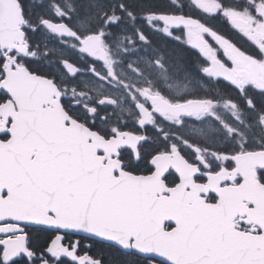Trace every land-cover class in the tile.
<instances>
[{
	"label": "snow or ice",
	"instance_id": "snow-or-ice-1",
	"mask_svg": "<svg viewBox=\"0 0 264 264\" xmlns=\"http://www.w3.org/2000/svg\"><path fill=\"white\" fill-rule=\"evenodd\" d=\"M120 8L124 11L123 4ZM126 14L141 43L152 41L135 26L137 20L172 39L177 47L168 53L167 66L183 68L185 45L172 31L181 24L168 20L176 14ZM221 14L229 16L227 10ZM120 19L112 16L109 22ZM229 23L243 35L234 20ZM244 38L254 50L245 54L264 58V47ZM137 58L150 66L165 62L163 54L154 61ZM36 59L27 44L0 55V264H264V180L259 189L244 190L246 173L238 160L243 152L191 145L172 130L184 125L180 114L154 103L146 116L137 104L131 123H111L107 112L64 98L54 78L29 70ZM21 73L30 79L17 80ZM45 85L54 89L51 94ZM255 91L264 106V90ZM57 104L61 110L67 105L71 114L65 111L61 118ZM245 104L257 108L251 97ZM229 105L237 107L232 100ZM258 119L264 126V111ZM194 131L204 134L203 128Z\"/></svg>",
	"mask_w": 264,
	"mask_h": 264
},
{
	"label": "flooded vegetation",
	"instance_id": "flooded-vegetation-1",
	"mask_svg": "<svg viewBox=\"0 0 264 264\" xmlns=\"http://www.w3.org/2000/svg\"><path fill=\"white\" fill-rule=\"evenodd\" d=\"M17 1L21 5L22 14H23V17L25 18V21L19 27L18 31H16L15 28L8 30V31L4 30L2 28L3 25L0 21V55H2L5 51H8L9 49H12L13 52H18V49H23L25 44H27L28 50L35 51L38 57V59H36L35 62L32 63L33 65L42 67V64L39 63L40 61L48 60V61L55 63V61L62 59V58H59V53H61L63 50L65 51L69 50V48L66 47V44L69 43V41H65L62 37L53 33L52 31L47 29L43 24L40 23L41 20H50L52 22L59 23L60 21H59V18H57V15L53 16L51 14L48 16L44 12L43 9H45V7L43 6H42V11L37 12L33 8V6L31 7V0H17ZM150 1L151 3H155V6H152L153 9L159 7L160 4L158 0H150ZM0 4H1V0H0ZM72 9H73V15H72L73 22L70 27L72 28L74 33L75 31L78 32L81 35V36L79 35L81 39H84L85 36H82L84 33L79 31L75 27V0H74ZM210 9H211L210 7H207L205 4L200 3L198 1L196 3L195 12L199 13L200 15L202 13L211 14ZM53 14H56V13L53 12ZM198 17L199 16H196L194 18L198 20L199 23H201V18H198ZM0 19H1V16H0ZM154 23H156V21H154ZM12 25L15 26V24H12ZM33 25L36 26L35 32L32 31ZM198 33H195V34L197 35ZM206 34H207L206 39H210L209 38L210 36L212 38L214 37L211 32L209 34L208 33ZM81 39L75 40V37H73V39L70 41V43L73 45L72 46L73 48H71L72 72L75 70V66L77 67V69H79V71L76 72L75 76L72 75L70 78L68 76L65 77V75L62 74L63 79H61V73L57 72L54 67H52V71L50 72H45V71L42 72L36 69L34 70L41 76L54 78L57 86L59 87L60 91L63 93V97L66 99H72L74 101H78V99L75 97V94L85 93L88 97L85 100H82V103L78 101L80 105L83 106L87 104L89 106L96 107L99 111L107 112L109 114V122L111 123H119L121 121H127L131 123L133 120L136 119V114L138 110L136 107L137 104L141 105V108L139 109V111L144 112L146 116L147 113L145 112V109L148 107H151L153 103L155 104V101L150 94L145 93L144 95H142L141 98L138 97L135 101H131V99L127 95H125L124 92L122 91L119 92L114 97L106 96V94H109L108 88L110 89L112 87L110 81L112 80L118 81V78L115 74L109 73L106 70L105 66L107 65V63L103 64L99 61L91 60L84 53L82 44L80 41ZM34 45H37V46L33 47ZM75 47H76V50H75ZM45 52H47L48 54L45 55ZM11 54L12 53L10 52L9 55ZM19 54H22V53H19ZM242 55L249 58L251 61H254V62H259L260 60H264V58L253 59L251 55H246V54H242ZM243 56L231 55V54L223 56L222 54H216V58H215V60L221 61L224 65L228 66L229 68H231L237 73L238 82L240 85L242 84V77H246L247 80L251 79V77L248 75V72H249L248 69H246L243 65H239L238 63L239 59H244ZM81 63H84V65L81 66ZM32 64L27 65L29 67V70H32ZM112 71H115V70L112 69ZM262 74L264 75L263 72ZM23 76L24 74L21 73L19 74V76H17V78L20 77L19 80H23ZM99 82L103 83L102 85L109 86V87L107 88L104 87L103 88L104 92L95 94V86ZM248 82L250 83V85L252 86L254 90L251 92H248L247 95H244L242 97V99H241V93L238 90L239 87L231 88L232 86L229 87V85H227L224 82H223L224 85H221V84L206 85L207 91H212L214 94H211L210 96H208L209 98L203 97V99L209 101L210 104H208L205 110V113L201 115L205 117L204 121L200 123L197 122L196 124L200 126H202L203 124H207V125H211L214 127L213 124H215L218 115L215 112L208 113L207 111L209 107H211L212 109L215 108V107H212L213 101H215V106L223 105L221 102L217 100L216 91H218L220 88L222 89V86L226 87V89L228 90L227 92L233 93L235 95V97L233 96V99L236 98L238 100V102H235V103L237 105L236 108L242 117L243 126L249 127L251 125L252 128L254 129L252 136H256V141H259V142L262 141L260 145L256 146L255 148L247 144L246 146H244V149L242 152L243 153L263 152L264 154V150H262L264 149V126H263V133L260 134L258 132V128L261 126V122L257 120L258 114L261 111H264V106L260 104L261 96L258 94L257 91H255L257 89L264 90V86L262 85L264 84V76L260 77L259 81H254V82L248 81ZM246 96L251 97L252 101L257 104V108L250 109L246 106L245 102L244 103L242 102V100ZM122 97H125L127 99L128 104L130 105V106L126 105L127 108L125 111H123V106L125 105L122 104L119 100ZM109 98H112L114 101H112ZM100 101H103V104H101ZM155 106L157 109H159L157 104H155ZM64 110L67 111L69 114H71V109L67 108V105L64 106ZM5 111L6 112L11 111V106H8L5 109ZM182 120L184 121V125L182 126V128L181 129L172 128V130L181 133L183 138L189 141L191 145H193L192 143L193 140H191V137L189 133L187 132V130L191 127V122L195 121V119L184 118ZM230 121H231V124L230 123L228 124L232 126L234 129H236V131L240 134L243 131V128H242L243 126L237 125L234 121L232 122L231 119ZM258 122L260 123L259 127L255 129L256 124ZM165 127L167 128L169 126L165 125ZM129 129L134 130V126L130 124ZM233 139L239 140L238 135L234 136ZM208 140H209L208 143H204L205 140H203L202 144L197 143L196 145L194 144V146H198L202 149L207 147V148H212L218 151L223 150L221 148L212 146L211 144V142L219 141L221 145L223 143H227V144L229 143V144H232L235 149L237 148L233 143L229 142V140H227L223 135H219V139L217 138V140L211 137H209ZM177 143H179V141H177ZM204 155L208 156L209 154L204 153ZM240 163H243V161H241ZM260 163H261L260 166L256 168V174H257V178L259 182L261 180H264V176L258 175V173L261 170H264V158L262 162ZM241 168L244 170L243 166H241Z\"/></svg>",
	"mask_w": 264,
	"mask_h": 264
},
{
	"label": "rangeland",
	"instance_id": "rangeland-1",
	"mask_svg": "<svg viewBox=\"0 0 264 264\" xmlns=\"http://www.w3.org/2000/svg\"><path fill=\"white\" fill-rule=\"evenodd\" d=\"M43 0H41L42 3ZM204 3L207 7H210L211 9L215 8L216 11H218L220 8H217V2L213 0H197V2ZM33 5H36V1H32ZM57 6V5H56ZM32 7V6H31ZM58 8V9H57ZM55 9L56 14L58 18H62L63 16H66L67 12L70 10V5L66 4V0H62V5L59 4ZM250 10H253V13L251 14H233L229 13V16L227 17L229 20H234L236 22V25H238V30L246 37H248L251 41L255 42L256 44L264 47V15H257V12L264 13V4L263 3H253L251 7H249ZM99 20L102 19V17L98 18ZM77 26L83 29V31L90 30L94 28V25L90 21H80L77 23ZM200 30L205 33H210V31L203 26H199ZM80 28V29H81ZM187 33V35H185ZM195 29H187L184 32V36L186 38V42H190L193 44V38H194ZM126 37V36H125ZM136 38V35L130 36L131 41ZM210 40H207L204 44V51H203V57L208 61V63L211 65V62L216 58V54L220 52L223 56L231 54V55H242L239 51L236 50V48L229 43L228 40L223 39L222 37L214 36L213 38L210 36ZM127 42H122L121 46L116 49V58L113 52L109 55V63L105 66L106 70L109 73H115L118 77V81H110L112 87L109 90V94H106L107 97H114L119 92H124L125 95H127L131 101H135L138 97L141 98L142 95L145 93H149L151 95H155L159 92V89L157 88V84L155 81L150 80L142 70L149 69L155 67V65H149L148 63H145L143 60L138 59L137 52L132 51V47H129L131 45H134L135 43H130L128 39H125ZM135 42V41H134ZM73 45L69 42L66 44V47L69 48L68 51L63 50L61 53H59V58H68L71 59V48ZM127 49L128 51H125ZM76 50V47H75ZM244 59H239L238 63L239 65H243L246 69H248V75L251 77L250 80H247L246 77H242V87L248 86L249 82L259 81V78L264 76L262 72L264 73V61L254 62L251 61L249 58L243 56ZM62 61V60H59ZM61 63V62H60ZM55 64L58 65V61H55ZM210 68V66H208ZM112 69L115 71L113 72ZM168 79L164 78V83L162 84L164 90L166 92L173 95L174 98L182 99L184 97L191 96L194 88H195V82L191 79V81L188 80H181L177 82H170L168 83ZM103 83L99 82L95 86V94H98L100 92H104V87H109L102 85ZM264 86V84H262ZM94 88V87H93ZM112 89V90H111ZM168 90V91H167ZM75 97L79 100H85L88 96L83 93H77L75 94ZM94 100V99H93ZM123 106V111L126 110L127 106H130L127 102V99L125 97H122L119 99ZM127 105V106H126ZM227 103H224L222 106L216 105L212 106L215 108L209 107L208 113L215 112L218 117L216 119L217 123L222 128H218L217 123L211 125L203 124L202 126L198 124H191V127L187 130L189 133L193 145L199 143L202 144V141L205 140L204 143H208V138H214L217 140L219 139V135H226L227 138L229 136L230 139H233L234 135H238L239 141L236 139H233V144L238 147L234 148L232 144L219 143L217 142H211L212 146H215L217 148L221 149H227L230 152H242L244 149V146L247 144L251 145L253 148L260 145L259 141H256V136H252L254 129L252 126L246 127L243 126L242 123V117L240 113L238 112L237 108H233L230 105L226 106ZM214 117V116H212ZM205 119V117H204ZM202 120H196V123L203 122ZM234 121L237 125L243 126V132L240 134L234 129L232 126H230L228 123L231 124V121ZM227 121V123H226ZM259 122L256 124L257 129L259 127ZM217 127V128H216ZM204 129V134H200L199 132L194 131L195 129ZM258 132L260 134L263 133V126L258 128ZM246 138V139H245ZM243 145V149L240 148V145Z\"/></svg>",
	"mask_w": 264,
	"mask_h": 264
},
{
	"label": "trees",
	"instance_id": "trees-1",
	"mask_svg": "<svg viewBox=\"0 0 264 264\" xmlns=\"http://www.w3.org/2000/svg\"><path fill=\"white\" fill-rule=\"evenodd\" d=\"M159 1H161V3ZM243 1L244 0H241L240 4H242ZM255 1L264 2V0H255ZM158 2L161 6L168 4V0H158ZM108 4H112V8H111L110 12L102 10L101 13H98V12L94 13V12L89 10V6H91V5L104 6V5H108ZM121 4L126 6L124 13H122L120 10ZM240 4L228 5V3L224 2L225 6H227L228 8H233L235 10L241 9L242 7L244 8V6L243 5L241 6ZM78 5H79V8L77 9L78 12H76L75 15H78L82 20H84V21L89 20L92 17L96 18V19L102 17L101 20L104 22H107L108 16H110V15L122 16L123 18H125L122 20H126V17L124 14L127 13L128 11L133 12L134 14H136L139 17V15L142 12H147V11L143 10V8H146V7L152 8V6H155V3H151L150 0H111L110 3L108 0H79V4H76V1H75V6H78ZM164 7H162V8L157 7L156 9L159 10V12H163ZM213 24H214L213 25L214 27L216 26L215 29L219 33L227 36L226 35L227 33H225V32H229V34H232V35H228V36L230 38H232L233 40H236L237 37L235 35V32L227 25V23L224 20L215 19L213 21ZM219 26L224 27V30H221L220 28H218ZM112 28H114V27H112ZM102 30H104V31L106 30L104 26H102ZM145 34L152 41L150 44L144 45V48L147 49L148 54L153 58L152 60L154 61L155 58L159 54H163L165 56V62L161 64L163 67L164 75H161V72H159L158 67L155 68V72H153L150 69H144V72L146 74H148L151 79L154 78V76H158V81H159V83H161V82H163L164 78L170 79L171 77H175V78L181 79L187 73H188V75H190L193 78L202 77L201 72H200L201 70L198 67V64L201 62V60H200V58L198 56L199 54L197 52H195L193 49L189 48L188 46H186L184 44L185 46L182 50L183 68H181L179 71H176L172 67L167 66L168 53L176 49V47H177L176 43L172 39L167 38L160 33L145 31ZM119 38L120 37L117 35L115 37V40L119 39ZM118 41H121V40L119 39ZM237 46L239 47V49H241L243 51L246 50L245 52H250L249 48L244 43L238 42ZM246 48H248V50ZM154 49H155V51H154ZM34 69H35L34 66H32V70H34ZM152 73H153V75H152ZM163 92L168 94L166 91H163ZM195 92H196L195 94H198V90H196ZM224 93L226 95V91L224 89L219 90L220 95H222ZM232 94L233 93H229V96H231ZM198 96H201V94H199Z\"/></svg>",
	"mask_w": 264,
	"mask_h": 264
},
{
	"label": "water",
	"instance_id": "water-1",
	"mask_svg": "<svg viewBox=\"0 0 264 264\" xmlns=\"http://www.w3.org/2000/svg\"><path fill=\"white\" fill-rule=\"evenodd\" d=\"M0 16H1V23L3 25V29L8 31L13 28H15L16 31H18L19 27L23 24V15L22 11L20 9V4L17 0H1L0 4ZM168 20L170 23H180L181 27H187V26H193L195 25V21L191 19L187 20H180L179 17H168ZM49 22V21H48ZM12 24H15L13 26ZM49 29L53 30L57 34L64 36V37H71L74 36L71 29L67 27L65 24L56 25L52 22H49V24H45ZM75 37L76 34H75ZM83 45L85 47L86 52L93 58L99 57V60L105 61L103 50L101 48V41L98 36H91L89 37L85 42H83ZM195 47L199 50L202 49L201 45V39L197 38L195 39ZM64 68L67 70L69 74L72 73V66L70 63H64ZM213 75L217 78L223 79L227 83L235 84L236 78L233 72H231L229 69L223 67L219 63H214L213 68L211 70ZM19 76V75H18ZM17 80L20 79L16 77ZM27 76H23V80H28ZM46 87V94H51V92L54 90L51 85H45ZM57 88V86H56ZM58 89V88H57ZM161 109L168 108L170 111L179 113L180 117L183 116H192V114H200L203 112L205 108V102L203 101H193L192 103H183L180 105H172L169 108V104L167 102L161 101V99H156ZM57 112L60 115L61 118H64V110L60 109V105L57 104L56 106ZM264 158V154H246L238 157V160H244L245 164H248L249 169L245 170L246 173V179L244 182V190L248 189H259L260 183L257 180L256 173L252 170L256 166L260 165ZM239 210V209H238Z\"/></svg>",
	"mask_w": 264,
	"mask_h": 264
}]
</instances>
